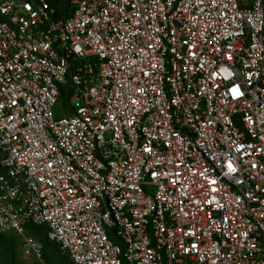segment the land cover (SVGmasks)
<instances>
[{"label":"built area","instance_id":"obj_1","mask_svg":"<svg viewBox=\"0 0 264 264\" xmlns=\"http://www.w3.org/2000/svg\"><path fill=\"white\" fill-rule=\"evenodd\" d=\"M32 227L69 264H264V0H0V234L47 264Z\"/></svg>","mask_w":264,"mask_h":264},{"label":"rangeland","instance_id":"obj_2","mask_svg":"<svg viewBox=\"0 0 264 264\" xmlns=\"http://www.w3.org/2000/svg\"><path fill=\"white\" fill-rule=\"evenodd\" d=\"M30 234L42 242L47 264H69L62 258L56 245L48 242L42 234L39 232ZM19 241L20 239L12 233L0 234V264H40L21 253Z\"/></svg>","mask_w":264,"mask_h":264},{"label":"trees","instance_id":"obj_3","mask_svg":"<svg viewBox=\"0 0 264 264\" xmlns=\"http://www.w3.org/2000/svg\"><path fill=\"white\" fill-rule=\"evenodd\" d=\"M64 102L66 103L67 102V97H65L64 96ZM30 232H39L40 234H42L44 237H45V239L47 240V238H46V236L43 234V232H42V229L41 228H39V227H32V228H30ZM12 234H14V233H12ZM15 235V234H14ZM16 236V235H15ZM34 236V235H33ZM35 237V236H34ZM48 241V240H47ZM49 242V241H48ZM42 243V242H41ZM51 243V242H50ZM55 245V244H54ZM57 247V246H56ZM58 248V247H57ZM59 250V249H58ZM60 253V252H59ZM63 258V257H62ZM64 259V258H63ZM65 260V259H64ZM66 261V260H65ZM67 262V261H66ZM68 263V262H67Z\"/></svg>","mask_w":264,"mask_h":264}]
</instances>
